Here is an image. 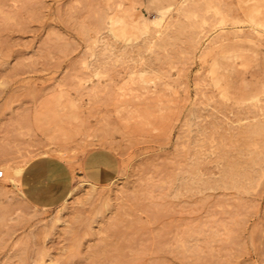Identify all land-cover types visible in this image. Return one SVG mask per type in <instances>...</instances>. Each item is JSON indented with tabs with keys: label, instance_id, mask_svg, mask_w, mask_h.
Listing matches in <instances>:
<instances>
[{
	"label": "rangeland",
	"instance_id": "rangeland-1",
	"mask_svg": "<svg viewBox=\"0 0 264 264\" xmlns=\"http://www.w3.org/2000/svg\"><path fill=\"white\" fill-rule=\"evenodd\" d=\"M99 148L62 204L13 179ZM0 171V264H264V0H0Z\"/></svg>",
	"mask_w": 264,
	"mask_h": 264
},
{
	"label": "crops",
	"instance_id": "crops-1",
	"mask_svg": "<svg viewBox=\"0 0 264 264\" xmlns=\"http://www.w3.org/2000/svg\"><path fill=\"white\" fill-rule=\"evenodd\" d=\"M121 169L119 157L108 149L90 151L81 160L78 169L73 170L65 162L56 158H42L29 162L23 169L22 195L35 204L44 206L53 203L62 204L67 195L50 196L71 188L77 177H84L96 184H108L114 181Z\"/></svg>",
	"mask_w": 264,
	"mask_h": 264
},
{
	"label": "bare ground",
	"instance_id": "bare-ground-1",
	"mask_svg": "<svg viewBox=\"0 0 264 264\" xmlns=\"http://www.w3.org/2000/svg\"><path fill=\"white\" fill-rule=\"evenodd\" d=\"M159 13L161 14L162 12L159 11ZM159 13H158V14H159ZM139 18H140V16H139ZM161 18H162V15L154 16L153 18H148V17H146L145 20L143 21V25L146 26V27H148V28H149V26H151L150 24L158 25V24L161 22ZM137 19H138V18H137ZM138 20H139V19H138ZM140 24H141V23H140ZM146 27H145V28H146ZM28 159H29V158H28ZM29 162H30V160L28 161V160H26V158H25L24 164H22V165H17L16 167L12 168V169H13V170H12V171H13V179H16V178H18V177L20 176V174L22 173L23 169L25 168V166H26ZM3 175H4V174H3ZM93 185H95V184H93ZM120 207H121V206H120ZM118 211H120V210H118ZM115 212H116V210H115ZM125 212H126V211H125ZM118 213H119V212H118ZM122 213H123V212H122ZM122 213H121V214H122ZM119 214H120V213H119ZM121 214H120V217L122 216ZM114 217H115V215H114ZM118 217H119V216H118ZM120 217H119V220H120ZM103 219H104V217H103ZM107 219L109 220V217H107ZM110 219L112 220L113 217H110ZM123 219H124V218H123ZM104 220H105V219H104ZM113 220H114V219H113ZM113 220H112V222H113ZM115 220H116V219H115ZM115 220H114V221H115ZM136 220H137V219H136ZM131 221H132V222H131ZM131 221H129V222L131 223L129 226H133V223H134V222L137 224L139 220H138V221L131 220ZM122 222H124V220H123ZM118 223H119V222H117V224H118ZM104 224H106V223H104ZM104 224H103V225H104ZM121 224H122V223H121ZM124 224H125V222H124ZM126 224H128V222H127ZM140 224H141V222H140ZM140 224H138V225H140ZM101 225H102V224H101ZM101 225H100V230L102 229V228H101ZM106 225H107V224H106ZM109 225H110V224H109ZM109 225H108V226H109ZM111 225H113L114 227L116 226V224H115L114 222H113V224H111ZM119 225H120V224H119ZM134 225H135V224H134ZM138 225H137V226H138ZM113 226H112V227H113ZM117 226H118V225H117ZM117 226H116V227H117ZM121 226L124 227V228H127V227H128V226H127V227L123 226V224H122ZM89 227H91V226H89ZM92 227H93V226H92ZM92 227H91V228H92ZM106 227H107V226H106ZM109 227H110V226H109ZM109 227H107V228H109ZM112 227H110V228L112 229ZM122 227H121V228H122ZM107 228H106V229H107ZM110 228H109V229H110ZM119 228H120V227H118V229H117V228H116V229H117L118 231H120ZM124 228H123V229H124ZM130 228H131V227H130ZM135 228H137V227H135ZM127 229H128V228H127ZM131 229H133V228H131ZM87 230H88V228H87ZM90 230H91V229H89L88 231H89V232H92V230H91V231H90ZM104 230H105V229H104ZM121 230H122V229H121ZM129 230H130V229H129ZM133 230H134V229H133ZM81 231H82V230H81ZM95 231H96V230H95ZM102 231H103V229H102ZM102 231H101V232H102ZM110 231H111V230H110ZM134 231H135V230H134ZM96 232H97V231H96ZM122 232H123V230H122ZM122 232H121V233H122ZM130 232H132V230H130L129 232H127V234L130 233ZM136 232H137V231H136ZM106 233H107V232H106ZM114 233H115V232H114ZM118 233H119V232H118ZM118 233H117V234H118ZM125 233H126V231L124 232V234H125ZM134 233H135V232H134ZM134 233H132V234L134 235ZM73 234H74V233H73ZM80 234H81V232H80ZM91 234H92V233H91ZM91 234H90V235H91ZM111 234H112V235H109L110 237H108V238L113 237L114 239L111 238L112 241H113V240L115 241V239H118V236L120 235V234H118V236H116V234H113V232H111ZM124 234H123V235H124ZM87 235H88V234H87ZM130 236H131V235H130ZM77 237H78V236H77ZM128 237H129V236H128ZM128 237H127V235H125V239L127 238V240H128ZM133 237H134V236H131V238H133ZM79 238H80V237H79ZM99 239H100V238H99ZM101 239H102V237H101ZM101 239H100V240H101ZM120 239H121V237L119 238V242H121ZM133 239H134V238H133ZM102 240H103V239H102ZM104 240H105V239H104ZM108 240L110 241V239H108ZM78 241H79V240H78ZM78 241H77V243L80 244V245L77 246V247H80V246L82 245V242L80 241V242H81V243H80V242H78ZM109 241H108V242H109ZM114 241H113V242H114ZM117 241H118V240H117ZM74 242H75V241H74ZM97 242L100 244V241H99V240H97ZM97 242H95V243H97ZM119 242H118V244H120ZM123 242H124V241H122L121 243H123ZM98 243H97V244H98ZM104 243H105V242H104ZM124 243H125V242H124ZM124 243L122 244V246L124 245ZM109 244H110V243H109ZM116 244H117V243H116V241H115V244H114L115 246H114V247L117 246ZM103 245H104V244H103ZM107 245H108V244H107ZM107 245H106V246H107ZM75 246H76V244H75ZM95 246H96V245H95ZM95 246H94V247H95ZM97 246H98V245H97ZM100 246H101V245H100ZM126 247H127V246H126ZM108 248H110V247H108ZM108 248H105V247L92 248L93 250L91 249L92 251H89V253L87 252V253H88L87 255H90V254H91L90 257L93 256V258H95V257H99V256H102V257L108 258V257L111 255L110 250H109ZM123 248H124V246H123ZM114 249H115V248H114ZM125 249H126V248H124V250H125ZM111 250H113V249H111ZM121 250L123 251V249H121ZM121 250H119V251H121ZM115 251H116V253H117V250H115ZM122 251H121V253L123 254L124 252H122ZM85 252H86V251H85ZM90 252H91V253H90ZM79 253H80V252L77 251V250H75V252H74L75 255H78ZM108 253H109L110 255H109ZM121 253H120V254H121ZM84 254H85V253H84ZM84 254H83V255H84ZM120 254H117V255L121 256L122 254H121V255H120ZM107 255H109V256H107ZM117 255H116V256H117ZM79 256H80V255H79ZM106 256H107V257H106ZM111 256H113V255H111ZM119 256H118V257H119ZM81 257H82V256H81ZM84 257H85V256H84ZM88 257H89V256H88Z\"/></svg>",
	"mask_w": 264,
	"mask_h": 264
},
{
	"label": "built area",
	"instance_id": "built-area-1",
	"mask_svg": "<svg viewBox=\"0 0 264 264\" xmlns=\"http://www.w3.org/2000/svg\"><path fill=\"white\" fill-rule=\"evenodd\" d=\"M3 177V172L2 171H0V178H2Z\"/></svg>",
	"mask_w": 264,
	"mask_h": 264
}]
</instances>
